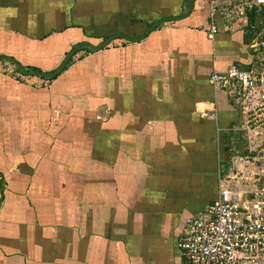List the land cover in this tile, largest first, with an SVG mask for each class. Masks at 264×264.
<instances>
[{
	"label": "crops",
	"instance_id": "0c3cea01",
	"mask_svg": "<svg viewBox=\"0 0 264 264\" xmlns=\"http://www.w3.org/2000/svg\"><path fill=\"white\" fill-rule=\"evenodd\" d=\"M212 1L184 17L190 0H0V56L28 72L177 18L80 49L56 79L0 62V264H186V220L245 144L210 75L254 66L264 37L262 8L217 15L211 39Z\"/></svg>",
	"mask_w": 264,
	"mask_h": 264
},
{
	"label": "built area",
	"instance_id": "2783aa9c",
	"mask_svg": "<svg viewBox=\"0 0 264 264\" xmlns=\"http://www.w3.org/2000/svg\"><path fill=\"white\" fill-rule=\"evenodd\" d=\"M262 8L264 0H213L209 37L218 32L217 15L234 21ZM250 47L258 55L254 66L210 75L212 86L239 110L234 130L245 145L241 154L230 152L215 200L186 220L178 244L186 264H264V37H254ZM211 117L217 119V111Z\"/></svg>",
	"mask_w": 264,
	"mask_h": 264
},
{
	"label": "water",
	"instance_id": "95a60500",
	"mask_svg": "<svg viewBox=\"0 0 264 264\" xmlns=\"http://www.w3.org/2000/svg\"><path fill=\"white\" fill-rule=\"evenodd\" d=\"M195 1L196 0H190V3L188 4L187 7V12L184 14V17L188 16L195 5ZM177 18H167V19H163L160 22H156L149 30L146 34L140 36V37H136V38H132L129 37L123 33H116L113 34L111 36H109L108 38H106L103 43L99 46H95L93 44H91L90 42H82L78 45H76L71 52L68 53V55L66 56L65 60L63 61L62 65L59 67V69L55 72V73H44V72H28L26 70V68L24 66H22L20 63H18L14 58L12 57H8V56H0V62H4V61H11L14 62L15 64H17V66L19 67V69L28 75H35V76H39L42 78H48V79H53L58 77L61 73H63L65 71V68L67 66V64L70 62L71 58L82 48L87 47L90 48L91 50L95 51V52H100L104 49H107L108 46L111 45V43L116 40V39H124L126 41H130V42H140L143 39H145L148 35H150L152 32H154L160 24H162L163 22H166L168 20H176Z\"/></svg>",
	"mask_w": 264,
	"mask_h": 264
},
{
	"label": "trees",
	"instance_id": "16d2710c",
	"mask_svg": "<svg viewBox=\"0 0 264 264\" xmlns=\"http://www.w3.org/2000/svg\"><path fill=\"white\" fill-rule=\"evenodd\" d=\"M259 18V16H258V14H251L250 15V18H249V21L250 22H256L257 21V19ZM53 79H56V78H53ZM242 140L244 141V139L242 138ZM232 144V145H231ZM230 145L232 146V150H231V155L232 156H234V155H237V154H241V153H243L244 152V147H239V146H237V144L235 143V144H233V143H230ZM245 145V144H244ZM241 152V153H240Z\"/></svg>",
	"mask_w": 264,
	"mask_h": 264
},
{
	"label": "flooded vegetation",
	"instance_id": "af4514ba",
	"mask_svg": "<svg viewBox=\"0 0 264 264\" xmlns=\"http://www.w3.org/2000/svg\"><path fill=\"white\" fill-rule=\"evenodd\" d=\"M211 141H212V139H211ZM212 155L218 156V153H216V151L214 150V147L211 145V146H209V156H212ZM218 187H219V185H218Z\"/></svg>",
	"mask_w": 264,
	"mask_h": 264
},
{
	"label": "rangeland",
	"instance_id": "374dc122",
	"mask_svg": "<svg viewBox=\"0 0 264 264\" xmlns=\"http://www.w3.org/2000/svg\"><path fill=\"white\" fill-rule=\"evenodd\" d=\"M264 19V17H262L261 18V20H263ZM259 20H260V18H259ZM263 24V26H264V22L262 23ZM218 118V117H217ZM214 120V122H216L215 120L216 119H213ZM234 126V125H233ZM216 129H217V131L219 132V127H218V125L216 124ZM236 134V133H235ZM235 144V143H234ZM237 144V143H236ZM237 146H238V144H237ZM241 153V152H240Z\"/></svg>",
	"mask_w": 264,
	"mask_h": 264
}]
</instances>
